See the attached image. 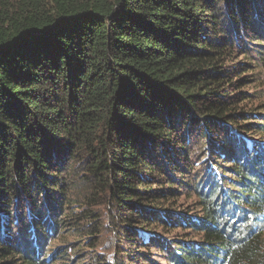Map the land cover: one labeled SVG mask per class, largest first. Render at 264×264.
<instances>
[{
  "label": "trees",
  "instance_id": "obj_1",
  "mask_svg": "<svg viewBox=\"0 0 264 264\" xmlns=\"http://www.w3.org/2000/svg\"><path fill=\"white\" fill-rule=\"evenodd\" d=\"M75 261L264 264V0H0V264Z\"/></svg>",
  "mask_w": 264,
  "mask_h": 264
},
{
  "label": "rangeland",
  "instance_id": "obj_2",
  "mask_svg": "<svg viewBox=\"0 0 264 264\" xmlns=\"http://www.w3.org/2000/svg\"><path fill=\"white\" fill-rule=\"evenodd\" d=\"M192 200H193V199H190L189 202L192 203V202H193ZM192 205L194 206V205H196V203H194V204H192ZM109 233H110V232L107 233V230H105V231L102 233V234H103L102 236H103V237H105V236L108 237V236H109ZM71 238L74 239V237H72V236H71ZM56 244H57V243H54V244L51 246V248H53ZM98 248H99V254H101V256L104 255L105 258L109 257L110 254H108V253H109V248H108V247H103V246L101 245V246H98ZM72 264H80V263H76V261H75V262L72 263Z\"/></svg>",
  "mask_w": 264,
  "mask_h": 264
}]
</instances>
